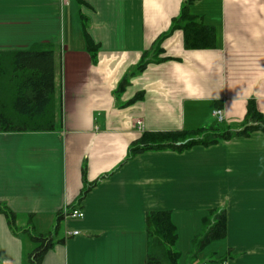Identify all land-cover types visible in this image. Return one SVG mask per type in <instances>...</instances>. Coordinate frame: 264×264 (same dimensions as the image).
<instances>
[{
    "label": "crops",
    "instance_id": "1",
    "mask_svg": "<svg viewBox=\"0 0 264 264\" xmlns=\"http://www.w3.org/2000/svg\"><path fill=\"white\" fill-rule=\"evenodd\" d=\"M185 5L210 44L171 31ZM47 48L54 127L0 131V264H32L30 231L55 233L41 264H149L151 211L170 212L176 264H264L263 131L129 157L146 131L238 130L251 99L264 114V0H0V53ZM218 207L226 235L194 251Z\"/></svg>",
    "mask_w": 264,
    "mask_h": 264
},
{
    "label": "trees",
    "instance_id": "2",
    "mask_svg": "<svg viewBox=\"0 0 264 264\" xmlns=\"http://www.w3.org/2000/svg\"><path fill=\"white\" fill-rule=\"evenodd\" d=\"M187 8L188 5L183 7L181 16L174 20L171 31L175 28H183L187 37L191 32L194 38L190 42L187 40L189 45L210 44L215 38L212 27L197 22L194 24L189 22L181 27V21L194 18L187 13ZM171 31L157 40L155 51H160L161 42ZM149 51L144 53L139 63L140 69L152 59L149 58ZM54 52L47 48L0 53V131L54 127L55 122L51 118L53 106L51 95H53L55 83ZM164 59L157 58L159 61ZM125 79L121 80L119 86L124 85ZM243 125L238 130L203 127L194 131H146L132 143L129 157L149 150L183 151L197 144L209 146L235 136H250L256 130L264 132V114L257 108L254 99L249 100ZM181 141L186 142L178 144ZM0 210L5 213L11 223L15 222V213L11 209L0 207ZM210 212L205 231L200 238L202 245L221 238L227 233V210L218 207ZM147 233L154 249L149 254V264H176L177 253L171 247L177 239V228L171 219L170 212H149ZM30 234L38 243V246L30 253V259L32 264H41L44 254L54 243L55 233L52 231L47 234H35L30 231ZM198 239L199 236L195 238V242H198ZM163 257L166 258V262L163 261Z\"/></svg>",
    "mask_w": 264,
    "mask_h": 264
},
{
    "label": "built area",
    "instance_id": "3",
    "mask_svg": "<svg viewBox=\"0 0 264 264\" xmlns=\"http://www.w3.org/2000/svg\"><path fill=\"white\" fill-rule=\"evenodd\" d=\"M214 114L215 116H217V118L220 120V121H223L225 119V115H224V111L222 108H219V109H216L214 111ZM139 127L140 129L144 130V125L141 121H139ZM67 215L70 216V217H84L85 216V211L82 210V209H71L69 211H67Z\"/></svg>",
    "mask_w": 264,
    "mask_h": 264
},
{
    "label": "rangeland",
    "instance_id": "4",
    "mask_svg": "<svg viewBox=\"0 0 264 264\" xmlns=\"http://www.w3.org/2000/svg\"><path fill=\"white\" fill-rule=\"evenodd\" d=\"M32 232H34L35 234H40V232H38V231H32ZM198 237V236H197ZM202 237V234L201 235H199V239H198V242H195L196 244H195V246H196V249L194 250V251H197L198 250V248L202 245V241L200 240V238ZM36 242V241H35ZM174 251H176V249H175V246L174 245H172V247H171ZM191 257H194V255H193V253L191 254ZM163 261H165L166 262V258L165 257H163ZM164 262V263H165ZM179 264H182L181 263V259L179 260Z\"/></svg>",
    "mask_w": 264,
    "mask_h": 264
},
{
    "label": "water",
    "instance_id": "5",
    "mask_svg": "<svg viewBox=\"0 0 264 264\" xmlns=\"http://www.w3.org/2000/svg\"><path fill=\"white\" fill-rule=\"evenodd\" d=\"M186 141H188V139H187ZM186 141H181V142H179L178 144H182V143H185Z\"/></svg>",
    "mask_w": 264,
    "mask_h": 264
}]
</instances>
